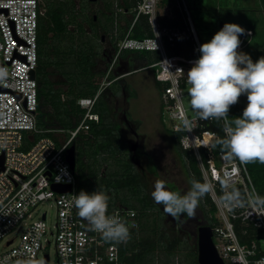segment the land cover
<instances>
[{"label":"built area","instance_id":"built-area-1","mask_svg":"<svg viewBox=\"0 0 264 264\" xmlns=\"http://www.w3.org/2000/svg\"><path fill=\"white\" fill-rule=\"evenodd\" d=\"M175 9L182 25L162 24L160 17L173 18ZM41 13L40 0H0V67L9 72L7 84L0 85V156H4L0 172V264H15L21 254H32L49 264L46 247L51 246L55 264H128L121 258L116 244L90 230L74 206L76 178L65 160V151L80 131L88 130L87 121H98V116L92 113L95 99L77 101L86 111L84 117L73 131H57V135L62 134L61 140L40 138L23 150L24 135L38 132L37 83L31 71H35L37 64V24ZM129 14L131 23L116 42L110 67L123 50L158 53V60L144 68H154V80L163 87L162 125L168 131L181 134V149L193 153L203 182L207 180L213 186L208 196L215 207V224L210 228L216 252L224 264H256L264 259V216H250L253 211L250 207L228 209L220 202V181L225 174H231L236 187L242 191L253 190L251 183L248 189L243 177H248L245 163L224 158L217 145L220 136L204 129L205 123H213L214 119L193 117L190 119L195 126L191 132L182 127L181 122L189 118L182 104V92L189 87L187 72L199 59L201 46L185 0H137ZM141 16L146 17L151 35L132 37L131 30ZM187 42L192 56L168 54L165 50V43L172 47ZM179 69L183 72H177ZM219 124L224 136L223 121ZM30 142L28 139L27 143ZM202 151L206 152L205 159ZM58 177L62 182H57ZM52 185H69L71 190L57 193ZM44 202H51L55 207L51 227L46 224V212L37 214L38 206ZM109 214L126 220L130 233L137 231L135 211L116 208ZM37 225H43L39 232Z\"/></svg>","mask_w":264,"mask_h":264},{"label":"trees","instance_id":"trees-1","mask_svg":"<svg viewBox=\"0 0 264 264\" xmlns=\"http://www.w3.org/2000/svg\"><path fill=\"white\" fill-rule=\"evenodd\" d=\"M136 1L123 0L117 4V12L114 8L110 9V5H107L106 9L102 11V32L111 35L113 55L109 56L110 60L116 53L117 40L124 36L131 23L132 19L128 17L129 10ZM75 6L74 0H43L40 4L42 13L38 16L37 64L35 68L38 132L24 135L23 150L28 149L33 143L44 137L52 138L58 142L57 131L66 132L76 129L86 112L79 107L77 101L82 98H92L95 94L96 87L90 89L89 84L82 80V77L89 73L90 66L93 65L90 60L93 57L91 52L94 51H91L93 48L89 44L90 37L84 30L83 20ZM174 13L175 16L171 19L161 16L162 24L170 27L181 26L182 20L177 9L174 10ZM120 14H126L122 25L118 23ZM92 21L91 18V24H94ZM130 35L136 38L151 35L145 16H141L135 22ZM190 47L189 42L178 45L181 53L192 56ZM124 51L120 52L118 56L122 59L128 57L132 69L144 68L159 58L155 51L142 50L129 53H124ZM107 67L108 62L101 70L103 78ZM60 77L66 78V82L57 80ZM68 78H71L72 82L70 90L65 91L63 87L65 84H69ZM75 78H78L77 83ZM112 78L113 74L110 73L107 79ZM108 90V87L103 89L101 99L92 108V113L98 116V121H87L88 130L80 131L70 143L75 147V192L78 194L84 190L91 194L98 188L108 189L112 197L109 211L116 208L135 211L139 225L137 231L130 233L131 238L127 243L114 244H116L121 258L128 264H154L157 251L164 252L167 258L173 256L175 250L179 248V238L165 232L158 221L153 225L148 224L149 217L153 215L152 212L158 211V208L147 192L146 178L140 175L128 159L120 127L112 116ZM162 91L163 87L158 88L160 95H162ZM163 107L161 102L160 119ZM244 109L239 108L237 104L231 106L229 118L241 117ZM204 129L217 133L220 138L223 137L219 121L215 119L213 123H205ZM166 132L171 147L181 161L189 185L192 179L203 182L195 156L191 152L183 151L180 147L181 134L168 130ZM28 139L32 142L27 143ZM202 156L204 159L206 158L205 151H202ZM245 165L260 182V195L264 196V164L255 162L245 163ZM198 207L203 223L213 227L215 207L208 195L200 201ZM157 216L160 221V214ZM143 231L155 234L151 237L142 236L139 238V233H143Z\"/></svg>","mask_w":264,"mask_h":264},{"label":"clouds","instance_id":"clouds-1","mask_svg":"<svg viewBox=\"0 0 264 264\" xmlns=\"http://www.w3.org/2000/svg\"><path fill=\"white\" fill-rule=\"evenodd\" d=\"M245 34L251 35L238 24L227 23L210 42L200 46V57L187 72V95L198 119L223 121L224 136L217 145L225 159L264 164V57L254 62L249 54L238 51L240 37ZM8 77L7 68L0 67V85L7 84ZM242 95L247 96V107L241 117L230 119L229 110ZM181 123L189 132L195 126L187 117ZM195 143L198 140L195 139ZM57 182H62V178L58 177ZM220 184V202L225 208L250 207L253 210L250 216H264V196L254 189L242 191L236 187L231 174H225ZM190 185V189L182 193L173 190L166 181L157 180L151 193L155 203L162 205L163 211L178 224L194 218L200 201L213 190L207 180L192 179ZM111 200L108 189L98 188L91 194L81 190L75 196L74 206L78 216L88 222L90 230L100 233L106 241L127 243L131 238L130 228L119 215L109 214ZM42 228L43 225H37V232ZM15 264H45V261L32 254H21ZM256 264H264V259Z\"/></svg>","mask_w":264,"mask_h":264},{"label":"rangeland","instance_id":"rangeland-1","mask_svg":"<svg viewBox=\"0 0 264 264\" xmlns=\"http://www.w3.org/2000/svg\"><path fill=\"white\" fill-rule=\"evenodd\" d=\"M74 1L76 3L75 7L79 11L80 17L83 20L82 24L84 26V30L87 31L88 23L91 22L93 14L96 15V21H98L99 24H102V11L106 9L107 5H110V9L114 8L117 12V4L123 0ZM42 2L43 0H40V4H42ZM185 4L189 10V14L201 45L210 42L214 35L219 31L218 29L214 28L215 21L218 19V17H221L227 23H233L234 21L239 20L243 22L244 20L252 19V13L246 9L257 6V3H253V0H185ZM239 9L243 10L240 11ZM125 16L126 14H120V18L118 20L119 25L123 24V18ZM128 17H130V14ZM99 18L100 20H98ZM253 28L248 29V32L251 33L248 38L240 37L241 41H247L249 43H257L260 41L258 37H263L264 34L261 33L262 31H259L258 28H256V30L258 29L257 31H255ZM101 33L104 35V41L102 44V67L105 68L106 62H108V70L110 68L111 62L109 56L113 55V49L110 43L111 35L109 33L105 34L102 31ZM165 50L168 54L181 53L178 45L171 47L168 45V43H165ZM134 51L142 50H125L124 53ZM126 59H128V57H126L124 60ZM113 76H115L114 73ZM127 80L134 88L137 98L130 100L127 104L121 103V100H119L118 105L128 110L132 120L139 122L138 132L141 136L145 137L144 151L146 153V157H143L139 164L141 169L145 172L147 184L150 185L149 189L151 193L154 190V185L157 180L166 181L168 186L173 190H180L182 193L186 192L190 189L188 178L178 155L174 152L167 139V130L162 125L160 119V106L162 98L158 93V88L162 87V85L155 83L154 68L139 69L137 72L129 75ZM107 83L108 79L104 80V87L107 86ZM187 89L188 87H186L182 92V104L186 110L187 116L189 118H193L196 116L191 109L189 97L187 95ZM240 99L243 102L240 103V105L242 107H247V96L242 95ZM109 100L111 99L109 98ZM111 102V107L113 109L115 103H113V101ZM60 136L56 135L58 140L62 139V134ZM64 136H67V134L65 133ZM246 171L248 177H246V175H243V177L248 189H251V183L253 189L260 194V182H258L256 176L247 167ZM159 206L161 207V205ZM159 206L157 207L159 212H152L153 215L149 217L148 224L153 225L158 221L165 232L170 233V236L175 235V237L179 238L180 244L179 248L175 250V253L171 258H167L164 252H155L156 259L154 264H197L196 237H186L183 230L177 228L172 222L173 219L166 215ZM206 209H208V207H206ZM43 212L47 213L46 224L51 227L55 221L54 205L51 202H44L40 204L37 208V214L39 215ZM158 214H160V221L158 220ZM196 221L203 223L199 207L196 210L195 217L190 219V225ZM150 229L152 228L150 227ZM154 234L155 233H151L150 231H143V233H139V238L142 236L151 237ZM46 251H49L50 254L49 264H55L53 246L50 248L46 247Z\"/></svg>","mask_w":264,"mask_h":264},{"label":"flooded vegetation","instance_id":"flooded-vegetation-1","mask_svg":"<svg viewBox=\"0 0 264 264\" xmlns=\"http://www.w3.org/2000/svg\"><path fill=\"white\" fill-rule=\"evenodd\" d=\"M254 2L257 3V6L246 9L252 13V19L244 20L243 22L241 20L234 21L233 23L238 24L242 28L246 29L247 32H248V29H252L254 27L253 29L255 31L259 29V31L261 30L262 31L261 33L264 34V0H253V3ZM239 10L242 11L243 9H239ZM94 16H95V19L93 18ZM92 19H93L92 22H94V24H91V22H89L87 26V31L85 30V32L90 37L89 44H90V47L93 48L91 49V51H94V52H91L93 53V57L90 60V63L93 62V65L90 66L89 73L85 75L84 77H82V80H85V82L89 84L90 89H93L96 87V89L94 90L95 94L92 97L95 99V103L98 102L99 99H101L103 89L108 87L109 89L108 90V100L109 98L111 99L109 100V103L111 104L112 103L111 101L115 103L114 108L112 109V116L120 127L121 137L123 138V143L128 153V159L130 160L132 165L135 167V169L140 173V175L145 177L146 176L145 172L141 169L140 164H139L142 158L146 157V153L144 151L145 137L141 136L138 132L139 122L132 120L128 110L118 105L119 100H121V103L127 104L130 100L137 98V94L134 88L128 82L127 77L133 74L134 72H137L138 70L134 71V69H128V68H132L130 66L129 59L124 60L120 58V56H118L117 61L113 64V66H111L107 70L105 74V78H103L101 74V70L103 69L102 67V58H103L102 44L104 41V35L101 33L102 26L101 24H99V22L96 21L95 14H93ZM220 24L225 25L227 24V22L224 21L221 17H218V19L215 21L214 28L220 31L221 30ZM256 28L258 29L256 30ZM241 37L248 38L249 35L245 34V35H242ZM258 38L260 41L257 43H252V42L249 43L247 41H241L240 48L238 49V51L249 54L254 62L264 56V35L263 37L259 36ZM123 71H126V72H123ZM110 73L112 74L114 73L115 76H113L112 79L108 80L107 86L104 87V80L107 79ZM57 80H65L66 82L67 79L60 77ZM71 82H72V79L68 78L69 84H65V86L63 87V90L69 91ZM75 82L76 83L78 82V78H75ZM240 103H243L241 99H239L237 103L239 108H246V107H242ZM149 169H150V164H149ZM102 176H104V174H102ZM149 186L150 185L147 184V192L151 196V191L149 189ZM156 206L158 207L159 205L156 204ZM160 209L163 210L162 205ZM172 222L173 224H175L177 228H179L180 230H183L186 237H189V236L196 237L197 228L200 225L198 221H196L195 223H192L191 225H190V219H185L182 223H179V224L175 220H173ZM196 255H197V250H196Z\"/></svg>","mask_w":264,"mask_h":264},{"label":"water","instance_id":"water-1","mask_svg":"<svg viewBox=\"0 0 264 264\" xmlns=\"http://www.w3.org/2000/svg\"><path fill=\"white\" fill-rule=\"evenodd\" d=\"M95 1V0H90ZM95 19V16L93 17ZM224 24H220L221 29ZM142 69V68H141ZM139 69H134L137 71ZM126 72V71H123ZM31 76L35 77L36 72L31 71ZM65 160L69 164L70 169L74 172L75 169V147L70 145L65 151ZM4 156H0V172L3 171ZM52 190L57 193H69V185H52ZM196 261L197 264H224L219 258L216 249L212 242V231L211 228L206 224H200L196 232ZM47 262V261H46Z\"/></svg>","mask_w":264,"mask_h":264}]
</instances>
